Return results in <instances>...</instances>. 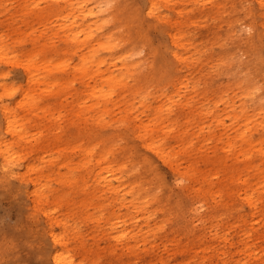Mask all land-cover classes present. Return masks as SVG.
Here are the masks:
<instances>
[{
    "label": "rangeland",
    "instance_id": "1",
    "mask_svg": "<svg viewBox=\"0 0 264 264\" xmlns=\"http://www.w3.org/2000/svg\"><path fill=\"white\" fill-rule=\"evenodd\" d=\"M0 52V264H264V0H0Z\"/></svg>",
    "mask_w": 264,
    "mask_h": 264
},
{
    "label": "bare ground",
    "instance_id": "2",
    "mask_svg": "<svg viewBox=\"0 0 264 264\" xmlns=\"http://www.w3.org/2000/svg\"><path fill=\"white\" fill-rule=\"evenodd\" d=\"M147 3V2H146ZM145 3V4H146ZM151 6H153V3H151L150 4ZM177 5V4H176ZM146 6V5H145ZM176 10V9H175ZM129 11V10H128ZM132 11V10H131ZM134 11V10H133ZM124 12V11H123ZM176 12V11H175ZM178 12V11H177ZM135 13L137 14V12L135 11ZM125 14V13H124ZM143 15V14H142ZM237 15V14H236ZM184 16V15H183ZM233 16V15H232ZM190 17V16H189ZM124 18V17H123ZM128 18V17H127ZM134 18V17H133ZM138 18V17H137ZM136 19V18H135ZM152 20V19H151ZM130 22V20L128 21V23ZM134 23V22H133ZM155 23V22H154ZM131 26H132V23H131ZM140 26V25H139ZM137 27V26H136ZM144 27V26H143ZM162 27H163V25H162ZM165 27V26H164ZM140 28H142V27H140ZM181 28H183V27H181ZM129 29V28H128ZM172 29V28H171ZM170 29V30H171ZM139 30V29H138ZM164 30V29H163ZM248 30V29H247ZM259 31V30H258ZM127 32H129V31H127ZM143 33V32H142ZM210 33V32H209ZM258 33H260V32H258ZM166 34V33H165ZM205 34V33H204ZM73 35H75V37H77L76 36V34H73ZM256 35V34H255ZM258 35V34H257ZM130 36V35H129ZM128 36V37H129ZM189 36V35H188ZM252 36H253V34H252ZM261 36V35H260ZM143 37V36H142ZM205 38V37H204ZM135 39V38H134ZM131 40V39H130ZM129 40V41H130ZM257 40V39H256ZM234 41V40H233ZM144 42V41H143ZM236 42V41H235ZM239 42V41H238ZM261 42H263V41H261ZM255 43V42H254ZM258 43V42H257ZM128 44V43H127ZM130 44V43H129ZM133 44V43H132ZM136 44V43H135ZM242 44V43H241ZM253 44V43H252ZM144 45V44H143ZM130 46V45H129ZM137 46V45H136ZM145 46V45H144ZM260 45H258V47H259ZM139 47V46H138ZM233 47V46H232ZM240 47V46H239ZM170 48V47H169ZM158 49V48H157ZM161 49V48H160ZM227 49V48H226ZM258 49H260V48H258ZM93 50V49H92ZM246 50H248V49H246ZM150 52V51H149ZM173 52V51H172ZM152 53V52H151ZM220 53H221V51H220ZM258 53V52H257ZM256 53V54H257ZM203 54V53H202ZM1 55H2V53L0 52V57H1ZM174 55V54H173ZM92 54L91 55H84V56H82L81 57V64L79 65V66H77V70L78 71H80L82 74H85L86 73V71H87V66H86V61L87 62H91L92 64L90 65V66H88V67H90V68H92V66H94L95 67V62H93V61H91L90 59L92 58ZM184 56H186V55H184ZM3 57V56H2ZM149 57V56H148ZM147 57V58H148ZM178 57H180V56H178ZM182 57V56H181ZM180 57V58H181ZM198 57V56H197ZM137 58V57H136ZM256 58V57H255ZM261 59V58H260ZM257 61V60H256ZM174 62V61H173ZM264 62V61H263ZM175 63V62H174ZM249 63V62H248ZM250 64V63H249ZM31 63H26L25 65H24V67L26 68V72L27 73H29L30 74V67H31ZM176 66V65H175ZM178 66V65H177ZM233 66V65H232ZM259 67V66H258ZM182 69V68H181ZM260 69V68H259ZM95 72L96 73H93L94 75H99V77L101 78V79H103V83H101L100 84V86H98V87H96V86H92V87H90L89 88V91L91 92V94H94L95 92H101L102 91V89H101V87L102 86H105V87H108L109 89H113L114 88V85H116V83H118V81H119V79L116 77V76H114V74H111V72L110 71H107V73H105V74H103V73H99V71H98V68L96 67V69H95ZM176 72V71H175ZM31 75V74H30ZM171 76H173V75H171ZM182 85L184 86L185 85V83H182ZM263 91V90H262ZM93 92V93H92ZM107 95V94H106ZM106 95H103V98H106ZM108 96V99H105L104 101H106V100H108V101H110V103H112L113 102V100H111V97L109 96V95H107ZM4 124H5V126H4V128H5V131H7L8 133H10L11 135H13V136H21V132H20V130L18 129V127L17 126H15L14 124H15V122L13 121V120H11V117L9 118L7 115H5L4 116ZM150 145H152V144H150ZM0 146H1V144H0ZM154 149H155V151H157V152H159L160 154L162 153L160 150H159V147L158 146H155V147H153ZM0 155H1V157H2V160L4 161V165H5V163L6 162H8V161H12L13 160V154L9 151V149H2L1 147H0ZM107 171H109V170H107ZM1 176V175H0ZM6 176V175H5ZM2 178V177H1ZM9 179V178H8ZM16 179V178H15ZM102 180L103 181H106V179L104 178V177H102ZM107 185H110V183L109 182H107ZM52 238V237H51ZM54 241L56 240V238H52ZM52 261H53V263H55V264H67L66 262H64V260L62 261V258H61V255L60 254H58V253H54L53 255H52Z\"/></svg>",
    "mask_w": 264,
    "mask_h": 264
}]
</instances>
